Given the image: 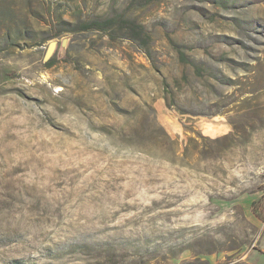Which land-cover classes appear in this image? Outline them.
Segmentation results:
<instances>
[{
  "label": "rangeland",
  "instance_id": "rangeland-1",
  "mask_svg": "<svg viewBox=\"0 0 264 264\" xmlns=\"http://www.w3.org/2000/svg\"><path fill=\"white\" fill-rule=\"evenodd\" d=\"M262 218L264 0H0V264H264Z\"/></svg>",
  "mask_w": 264,
  "mask_h": 264
},
{
  "label": "trees",
  "instance_id": "trees-1",
  "mask_svg": "<svg viewBox=\"0 0 264 264\" xmlns=\"http://www.w3.org/2000/svg\"><path fill=\"white\" fill-rule=\"evenodd\" d=\"M115 26L129 29L134 34L141 33L140 32L141 28L139 26H137L136 24H134L131 21L125 20L123 17H116V18L108 19V20H105L102 22L95 21V22L90 23L89 25H82L81 29L85 30V29L94 28L96 30H101V29H110V28L115 27ZM258 217H260V216H258ZM262 220L264 221V218H262Z\"/></svg>",
  "mask_w": 264,
  "mask_h": 264
},
{
  "label": "water",
  "instance_id": "water-1",
  "mask_svg": "<svg viewBox=\"0 0 264 264\" xmlns=\"http://www.w3.org/2000/svg\"><path fill=\"white\" fill-rule=\"evenodd\" d=\"M55 47H56V43L55 42H52L50 44V46H49L48 51H47L46 60H48L52 56V54H53V52L55 50Z\"/></svg>",
  "mask_w": 264,
  "mask_h": 264
}]
</instances>
